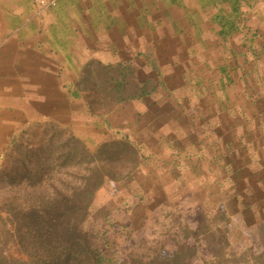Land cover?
I'll return each mask as SVG.
<instances>
[{"label":"crops","instance_id":"0c3cea01","mask_svg":"<svg viewBox=\"0 0 264 264\" xmlns=\"http://www.w3.org/2000/svg\"><path fill=\"white\" fill-rule=\"evenodd\" d=\"M36 124L136 147L104 185L117 219L136 193L186 194L237 249L264 221V0H0V160Z\"/></svg>","mask_w":264,"mask_h":264},{"label":"trees","instance_id":"16d2710c","mask_svg":"<svg viewBox=\"0 0 264 264\" xmlns=\"http://www.w3.org/2000/svg\"><path fill=\"white\" fill-rule=\"evenodd\" d=\"M57 135L52 134L33 146H22L17 139L12 141L13 148L22 152L13 171L2 172V177L10 184L25 182L29 187L38 186V196L25 207L11 203L4 207L16 255L5 257L0 251V264H192L195 246L206 241L217 251L209 252L203 264H256L257 258L248 250H236L228 237L230 219L222 212L205 213L203 221L187 223L182 228L183 235H176V247L171 251L149 248L115 256L116 252L102 245V239L103 243L108 242L106 236L110 231L100 237L84 227L105 178L117 180L95 165V158L109 161L121 152L132 163L125 178L139 166V152L125 141H106L96 144L93 153L75 134L65 140H56ZM69 167L76 170L84 167L85 173L77 176L73 174L78 171L62 172ZM64 177H71L72 181L67 182ZM226 178L231 185L236 181L235 185L240 186L239 176ZM112 223V228L117 227L118 222Z\"/></svg>","mask_w":264,"mask_h":264},{"label":"rangeland","instance_id":"374dc122","mask_svg":"<svg viewBox=\"0 0 264 264\" xmlns=\"http://www.w3.org/2000/svg\"><path fill=\"white\" fill-rule=\"evenodd\" d=\"M55 133L58 134L56 140H65L71 137L73 132L56 125H47L45 127L44 125L36 124L32 127L22 129L14 139H17V143L22 144V146H33L39 144L41 140H47L49 136ZM84 144L91 152L95 153V144L86 141H84ZM112 151H115L114 148H112ZM118 151L120 150L118 149ZM21 152L22 150L18 151L17 148H13L11 142L0 160V251L5 257L11 254L16 255V251L10 237L11 226L7 221L8 215L4 212V207L6 208V205L9 203L15 207H25L38 196V194H36L38 186L29 187L25 182L19 185H17V183L10 184L2 177V172L6 173L13 171L15 168L14 162ZM115 154L118 157H114L109 161H106L104 158L97 161V157L95 158V165L103 167L109 175L117 179L110 180L105 178L104 185L124 178L132 167L131 161L126 159L121 152ZM83 168L84 167H81L76 170L69 167L62 170V172L66 170L78 171L73 174L78 176L85 173ZM64 179L67 182L72 181L71 177H64ZM40 184V187L44 185L42 182ZM104 185L102 187L104 188L101 195L102 198L97 199L100 195L98 192L96 196L97 200L95 199L89 210V215L85 221L84 227L100 237L107 231H110V234L107 235L106 233L108 242L103 243L102 239V245L106 244L110 252H116L115 256L119 255L122 257L124 252L127 253L132 250L141 251L149 248L157 251L160 249L171 251L176 247L174 242L176 235H183L182 228L186 227L187 223L192 224L195 220L203 221L201 211L192 212L185 205V200L183 198L186 194H184L181 199L176 197L178 200L175 199L173 203L170 201V203H164V205H162V196L159 192L151 194L154 200H149V203H142L143 196H141L140 193H136V195L132 196L133 200L131 204L123 201L120 204L121 206L119 205V207H116V211L121 213V219H117L115 217L117 214L114 215L112 213V208H107L104 205L108 197H111L112 194L109 188L105 189ZM213 195L218 197L219 193H214ZM127 212L132 213L133 216H131V218L128 216L126 217L125 214H127ZM220 218V221H222V217ZM112 221L118 222L116 223L117 227L112 228ZM243 235H245V238H242ZM235 236L236 238H242L238 241L239 244L236 249L238 252L242 249L248 250L250 255H254L257 258L256 264H264V221L258 226H255L253 230L248 233H236ZM216 251L217 249L214 245H207V241L206 244L203 243L201 246L196 245L194 248L195 255L191 262L192 264H203V261L208 259L207 254Z\"/></svg>","mask_w":264,"mask_h":264},{"label":"built area","instance_id":"2783aa9c","mask_svg":"<svg viewBox=\"0 0 264 264\" xmlns=\"http://www.w3.org/2000/svg\"><path fill=\"white\" fill-rule=\"evenodd\" d=\"M39 9H46L56 4L57 0H32Z\"/></svg>","mask_w":264,"mask_h":264}]
</instances>
